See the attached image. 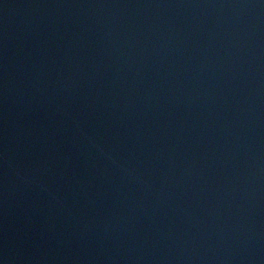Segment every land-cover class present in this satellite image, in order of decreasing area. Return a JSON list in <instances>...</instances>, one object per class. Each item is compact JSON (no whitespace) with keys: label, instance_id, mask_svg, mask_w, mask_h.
Wrapping results in <instances>:
<instances>
[{"label":"water","instance_id":"1","mask_svg":"<svg viewBox=\"0 0 264 264\" xmlns=\"http://www.w3.org/2000/svg\"><path fill=\"white\" fill-rule=\"evenodd\" d=\"M0 264H264V0H0Z\"/></svg>","mask_w":264,"mask_h":264}]
</instances>
